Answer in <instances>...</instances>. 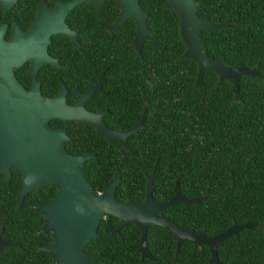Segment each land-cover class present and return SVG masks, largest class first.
Listing matches in <instances>:
<instances>
[{"label": "trees", "instance_id": "trees-1", "mask_svg": "<svg viewBox=\"0 0 264 264\" xmlns=\"http://www.w3.org/2000/svg\"><path fill=\"white\" fill-rule=\"evenodd\" d=\"M138 1L149 27L140 52L130 43L134 20L129 17L106 29L117 13L113 0L92 4L94 77L107 64L103 89L94 92V102L116 111L118 118L126 114L111 126L131 125L144 104L143 122L153 128L134 130L127 137L129 147H124L118 141L107 143L82 120L53 117L49 123L66 127L70 138L64 141L65 149L95 153L96 158L85 159L83 166L94 190H100L118 167L115 196L140 200L146 173L153 169L155 199L172 195L175 180L184 194L207 193L156 212L205 233L232 222H250L218 240L217 254L221 264H264V0H199L196 6L205 19L230 22L200 28L207 54L256 69L254 74L241 73L237 87L230 79L219 80L213 69H204L197 78V62L182 54L185 42L176 10L165 6V0ZM20 183V173L8 182L0 180V231L11 241L0 248V264H49L51 255L40 252L36 243L48 242L51 234L37 230L43 214L32 205L51 199L55 185L42 183L28 190L18 206L14 195ZM117 221L116 215L106 214L97 234L84 245L87 251L100 252L92 264H208L205 243L184 239L176 249L174 233L150 223L146 242L152 257H141L139 227L127 221L114 231Z\"/></svg>", "mask_w": 264, "mask_h": 264}, {"label": "water", "instance_id": "water-1", "mask_svg": "<svg viewBox=\"0 0 264 264\" xmlns=\"http://www.w3.org/2000/svg\"><path fill=\"white\" fill-rule=\"evenodd\" d=\"M78 1L82 0H70L65 3V7L69 8ZM91 1L99 3L101 0ZM198 3V0L164 1L165 6L174 8L178 14L179 33L185 42L182 54L197 62V78L204 69H213L219 80L230 79L232 87H237V78L241 73L254 74L256 69L245 64H226L207 54L200 37V28H218L227 26L230 22L203 18L196 12ZM115 4L119 11L110 27H115L131 17L136 25L131 43L140 51L143 37L149 31L145 10L138 0H115ZM1 32L0 28V171L9 174V165L12 164L21 172L22 182L16 192L19 204L28 190L42 183L55 185L51 199L34 205L44 216L40 229L51 234L48 242L36 243L40 252L51 255L49 264H92L100 252L87 251L84 245L97 234L98 222L106 214L118 217L114 231L127 221H133L139 227L138 250L141 257H152L146 242V227L150 223L171 230L175 235L176 249L184 239L194 244L205 243L210 252L208 264H221L216 250L217 241L231 233H237L242 226H251L250 222H232L213 233L177 224L156 210L177 201H196L207 193L184 194L175 180L172 195L155 199L152 195L153 169L146 173L144 195L140 200L119 199L115 196L114 190L120 179L118 167L112 176L105 180L100 190H94L83 174V166L85 159L95 158V154L90 151H66L63 142L69 135L65 128L51 126L49 123V119L53 117L85 120L94 127L96 134L102 135L108 142L116 139L129 147L126 141L128 133L138 128H153L143 122L145 105L134 123L126 128L115 129L107 126L101 119L103 110H89L83 103L85 98L100 86L102 73L99 79L84 91L75 88L76 97L72 102L65 101V87L62 86L53 95H42L37 81L25 88L15 77L12 67L29 57V71L33 74L40 62L54 63V59L46 54V43L49 39L17 37L3 40ZM19 36L25 37V33ZM44 36L46 38V35ZM10 243V240L0 234V247Z\"/></svg>", "mask_w": 264, "mask_h": 264}, {"label": "flooded vegetation", "instance_id": "flooded-vegetation-1", "mask_svg": "<svg viewBox=\"0 0 264 264\" xmlns=\"http://www.w3.org/2000/svg\"><path fill=\"white\" fill-rule=\"evenodd\" d=\"M69 1L70 0H0V28L2 31L1 39L9 40L16 39L17 37L20 39H49L46 43V54L54 59V63L50 61L40 62L35 67V71L32 74L29 71L31 59L29 57H25L19 63V65L12 67L15 77L25 88L30 87L33 81H37L39 91L42 95H53L60 89L61 86L65 87L64 99L66 102H72L76 97L75 88L79 91H84L93 83H95L99 79L100 73H102L100 86L98 88H95V90H93V92L85 98L83 103L89 110H103L100 114V117L107 126L115 129L126 128L127 126L110 125V122L115 123L125 120V113H122L118 118V113H116V111H112L109 107L102 106L99 102H94V98L96 95L94 94V92L97 89H103L102 87L106 80L105 69L107 67V64L103 65L98 70L96 77H94L95 70L93 67H95L96 56L93 55L94 51L92 50V44L95 40V24L94 16L92 14V8L94 7L92 4H100L103 0H101L99 3L91 0H82L75 2L72 4V6L66 8L65 3ZM113 6L117 8L118 13L119 7L116 6L115 0H113ZM117 13L113 17L112 21L117 16ZM112 21L106 24V29L116 28L121 23L120 22L115 27H110ZM24 33L25 37L19 36V34ZM44 35H46V38ZM124 37L125 35H123L121 39H124ZM134 49L138 51L135 47ZM85 58L87 61H82V59ZM81 62L87 66L84 67ZM105 89L107 93V87ZM92 96L93 98L90 101V98ZM143 107L144 104H142L140 114L143 110ZM115 117H117L118 119H115ZM50 125L62 126L66 130V127L62 124L50 123ZM132 132L126 135V141L127 137ZM67 134L69 135L68 138H70V134L68 132ZM112 141L118 140L113 139L110 142L107 141V143H111ZM65 150L68 152H72L67 149ZM17 173H20L22 182L21 172L12 164H10L9 174H7V172L5 171H0L1 183L2 179H5L6 182L10 181L13 174ZM19 185L17 186V188L19 187ZM17 188L14 196L17 205L19 206L21 205L22 200L19 204L16 197ZM36 203L40 202H35L32 206L34 207ZM37 230L39 231L42 229H40L39 226ZM0 234L1 236L5 237L1 233V231Z\"/></svg>", "mask_w": 264, "mask_h": 264}]
</instances>
